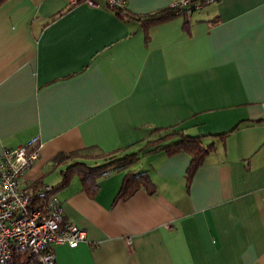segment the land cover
<instances>
[{"label": "crops", "instance_id": "0c3cea01", "mask_svg": "<svg viewBox=\"0 0 264 264\" xmlns=\"http://www.w3.org/2000/svg\"><path fill=\"white\" fill-rule=\"evenodd\" d=\"M172 1L123 0L127 16L104 0L0 3V149L42 142L21 187L56 184L61 151H133L158 127L229 131L205 139L214 149L187 187V153L159 150L130 167L147 172L149 195L113 201L124 171L91 196L77 177L55 191L61 222L86 237L54 244L55 264H264V0L137 19Z\"/></svg>", "mask_w": 264, "mask_h": 264}, {"label": "built area", "instance_id": "2783aa9c", "mask_svg": "<svg viewBox=\"0 0 264 264\" xmlns=\"http://www.w3.org/2000/svg\"><path fill=\"white\" fill-rule=\"evenodd\" d=\"M71 5L79 0H65ZM109 8L123 6V0H104ZM216 0H175V13H188ZM42 142L30 137L12 148L0 149V264L10 257L9 247L25 249L39 264H55L52 246L73 247L85 242L84 231L73 222L62 221V207L52 186L21 187L25 170L36 160ZM40 199L31 204L32 199Z\"/></svg>", "mask_w": 264, "mask_h": 264}, {"label": "trees", "instance_id": "16d2710c", "mask_svg": "<svg viewBox=\"0 0 264 264\" xmlns=\"http://www.w3.org/2000/svg\"><path fill=\"white\" fill-rule=\"evenodd\" d=\"M4 0H0V3ZM116 14L121 16H127L122 9H112ZM182 14V12L175 13L169 6L159 10H155L153 13L141 14L137 19L141 20L146 26H150L156 22L160 23L166 21V19H172ZM185 14V13H184ZM187 23V22H186ZM184 22V26L186 25ZM235 127V126H234ZM233 127V128H234ZM236 128V127H235ZM232 129H230L231 131ZM227 132H220L215 135H208L214 139H224L228 134ZM150 133H157L153 139H145L142 144L138 145L135 150H128L130 146L122 147L120 149L110 150L109 152H102L100 149L85 146L84 149L70 152L61 151L54 155L50 162L54 166H60L65 164L62 170L59 172L60 180L56 184H51L53 192L63 188L70 182L71 179L77 177L80 181V185L84 191L90 196L97 190V181L100 177H104L111 171H124L120 187L115 195H113V201H124L128 199L131 194H134L137 189L145 191V194L153 193L154 186L149 181V177L146 171H134L130 169L131 165L138 159L137 157L147 152H155L162 150L167 154L186 152L189 156L188 165L185 167L184 181L185 187L189 185L190 179L197 166H200L204 157L210 151L214 149V141L209 140L205 142L208 136L204 135H187L185 132L173 129H161L160 127L154 128ZM139 143V142H135ZM38 184H42L40 180L32 183L30 187H35ZM40 199H32L33 202H37ZM10 257L5 260L4 264H39L37 257L28 253L25 249H18V247H9Z\"/></svg>", "mask_w": 264, "mask_h": 264}]
</instances>
